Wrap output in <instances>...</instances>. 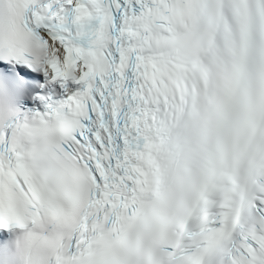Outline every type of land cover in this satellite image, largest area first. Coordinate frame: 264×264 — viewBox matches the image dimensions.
I'll return each instance as SVG.
<instances>
[{"label": "snow or ice", "instance_id": "obj_1", "mask_svg": "<svg viewBox=\"0 0 264 264\" xmlns=\"http://www.w3.org/2000/svg\"><path fill=\"white\" fill-rule=\"evenodd\" d=\"M0 110V264H264V0H0Z\"/></svg>", "mask_w": 264, "mask_h": 264}, {"label": "clouds", "instance_id": "obj_2", "mask_svg": "<svg viewBox=\"0 0 264 264\" xmlns=\"http://www.w3.org/2000/svg\"><path fill=\"white\" fill-rule=\"evenodd\" d=\"M19 113L15 110H0V127L5 126L9 121L16 118Z\"/></svg>", "mask_w": 264, "mask_h": 264}]
</instances>
